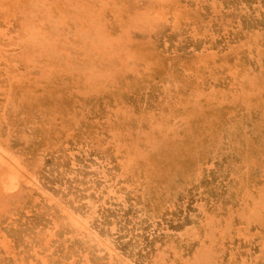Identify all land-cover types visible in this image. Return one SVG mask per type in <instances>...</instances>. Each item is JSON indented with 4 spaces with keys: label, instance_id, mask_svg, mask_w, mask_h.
<instances>
[{
    "label": "rangeland",
    "instance_id": "rangeland-1",
    "mask_svg": "<svg viewBox=\"0 0 264 264\" xmlns=\"http://www.w3.org/2000/svg\"><path fill=\"white\" fill-rule=\"evenodd\" d=\"M0 180V264H264V0H0Z\"/></svg>",
    "mask_w": 264,
    "mask_h": 264
},
{
    "label": "bare ground",
    "instance_id": "bare-ground-1",
    "mask_svg": "<svg viewBox=\"0 0 264 264\" xmlns=\"http://www.w3.org/2000/svg\"><path fill=\"white\" fill-rule=\"evenodd\" d=\"M232 129H233V128H232ZM234 130H235V129H234ZM229 131H230V130H229ZM230 132H231V131H230ZM10 170H11V169H10ZM3 171L5 172V170H3ZM1 174H2V172H1ZM1 177H3V174L1 175ZM9 178H11L12 181H14V179H13V178H14V175H11ZM1 181H3L4 183H1ZM0 183H1V185H3V184L6 185L8 182H5L4 180H0ZM10 184H11V183H8V186H9ZM4 185H3V186H4ZM8 186H7V187H8ZM4 187H6V186H4ZM4 189H5V188H4ZM39 202H40V201H38V203H39ZM25 203H26V202H25ZM27 203H28V202H27ZM29 203H31V202H29ZM19 204H20V203H19ZM40 204H41V203H40ZM40 204H38V205H40ZM16 205L18 206V204H16ZM46 205H47V204H46ZM13 206H14V205L11 206V209H12L11 211L15 210V209H13V208H14ZM28 206H29V205H28ZM44 206H45V205H44ZM12 207H13V208H12ZM19 207H20V206H18L17 208H19ZM21 207H22V206H21ZM17 208H16V210H17ZM20 210H21V209H19L18 211H20ZM40 211H41V210H40ZM44 211H45V210H43V212H44ZM22 212H23V209H22ZM41 212H42V211H41ZM13 213H14V212H13ZM18 213H19V212H18ZM24 213H25V212H24ZM42 214H44V213H42ZM43 216H44V215H43ZM61 216H62V215H61ZM38 217H39V216H38ZM6 218H9V217H6ZM5 220H7V219H5ZM42 221H43V220H42ZM36 222H37V221H36ZM18 223H21V222H18ZM24 223H25V222H24ZM28 223H29V222H28ZM41 223H42V222H41ZM16 224H17V223H16ZM21 224H22V223H21ZM32 224L34 225V223H32ZM43 224H46V223H43ZM13 225H14V224H13ZM22 225H24V224H22ZM28 225H29V224H28ZM3 226H4V225H3ZM18 226H19V225H18ZM36 226H38V224H37ZM24 227H25V226H24ZM29 227H30V226H28V228H29ZM31 227H32V226H31ZM34 227H35V226H34ZM34 227H32V228H30V229H34ZM6 228H7V227H6ZM13 228H14V227H13ZM20 228H21V226H20ZM26 228H27V226H26ZM36 228H37V227H36ZM74 228H75V227H74ZM17 229H18V228H17ZM23 229H24V228H22V230H23ZM68 229H69V228H68ZM4 230H5V227H4ZM7 230H8V229H7ZM19 230H20V229H19ZM34 230L36 231L37 229H34ZM34 230H33V231L31 230V231L34 232ZM69 230H70V229H69ZM74 230H76V229H74ZM74 230H73V231H74ZM42 231H44V230H42ZM7 232H8V231H7ZM9 232H10V230H9ZM9 232H8V233H9ZM26 232H29V230H28V231L26 230ZM40 232H41V231H40ZM71 232H72V231H71ZM22 233H23V232H22ZM30 233H31V232H30ZM34 233H35V232H34ZM43 233H45V232H43ZM69 233H70V232H69ZM83 233H84V232H83ZM10 234H11V233H10ZM81 234H82V233H81ZM84 234H85V233H84ZM7 235H8V234H7ZM15 235H16V234H15ZM15 235H14V236H15ZM25 235H26V234H25ZM47 235H48V234H47ZM61 235H63V234H61ZM85 235H87V234H85ZM2 236H3V235H2ZM9 236H11V235H9ZM17 236H18V235H17ZM19 236H20V235H19ZM29 236H30V235H29ZM31 236H33V235H31ZM15 237H16V236H15ZM21 237H24L23 234H21ZM61 237H62V236H60V238H61ZM70 237H72V236H70ZM81 237H82V236H81ZM25 238H26V237H25ZM45 238H46V237H45ZM51 238H52V237H51ZM75 238H76V239H77V238L80 239V237H75ZM75 238H74V239H75ZM17 239H18V238H17ZM17 239H15V240H17ZM22 239H23V238H22ZM22 239H21V240H22ZM27 239H28V238H27ZM36 239H37V238H36ZM39 239H40V238H39ZM41 239H42V238H41ZM52 239H53V238H52ZM76 239H75V240H76ZM12 240H13V239H12ZM43 240H44V239H43ZM49 240H50V238H49ZM63 240H64V239H63ZM65 240H67V239H65ZM70 240H71V239H70ZM75 240H74V241H75ZM19 241H20V240H19ZM19 241H16V242L18 243ZM23 241H25V240H23ZM34 241H35V238H34ZM37 241H39V240H37ZM51 241H53V240H51ZM51 241H48V242H51ZM56 241H57V240H56ZM56 241H53V242H56ZM59 241H60V240H59ZM59 241H58V242H59ZM67 241H68V240H67ZM71 241H72V240H71ZM43 242H44V241H43ZM60 242H61V241H60ZM76 242L78 243V242H80V241L77 240ZM76 242H73V241H72V244H73V243H76ZM26 243H27V242H25L24 244H26ZM33 243H34V242H33ZM35 243H37V242L35 241ZM39 243H41V242H39ZM45 243H46V242H45ZM56 243H57V242H56ZM68 243H71V242H68ZM80 243H81V242H80ZM80 243L78 244V246L80 245ZM96 243H97V242H96ZM96 243H94V244H96ZM22 244H23V243H22ZM58 244H62V243H58ZM58 244H56V245H58ZM104 244H105V243H104ZM17 245H19V243H18ZM26 245H27V244H26ZM54 245H55V244H54ZM63 245H65V244H63ZM63 245H62V247H63ZM81 245L83 246V243H82ZM92 245H93V244H92ZM20 246H22V245H20ZM45 246H47V245H45ZM69 246H70V244H69ZM41 247H42V246H41ZM43 247H44V246H43ZM55 247H58V246H55ZM60 247H61V246H60ZM71 247H73V246L71 245ZM75 247H76V246H74V248H75ZM80 247H81V246H80ZM45 248H46V247H45ZM58 248H59V247H58ZM63 248H64V247H63ZM69 248H70V247H69ZM74 248H72V249H74ZM93 248H94V247H93ZM103 248H104V247H103ZM21 249H22V248H21ZM27 249H29V248H27ZM50 249H51V248H50ZM56 249H57V248H55V250H56ZM64 249H65V248H64ZM72 249H70V251H71ZM75 249H76V248H75ZM79 249H80V248H79ZM79 249H78V250H79ZM90 249H92V248H90ZM95 249H96V248H95ZM104 249H105V248H104ZM38 250H39V249H38ZM58 250H59V249H58ZM76 250H77V249H76ZM76 250H75V251H76ZM86 250H87V249H86ZM92 250H93V249H92ZM106 250H107V249H106ZM24 251H28V250H24ZM41 251H42V250H41ZM48 251H49V250H48ZM53 251H54V250H53ZM68 251H69V250H68ZM68 251L65 252V253H68ZM70 251H69V252H70ZM38 252H40V251H38ZM43 252H44V251H43ZM43 252H41V253H43ZM56 252H58V251H56ZM71 252H72V251H71ZM76 252H77V251H76ZM104 252H105V251H104ZM49 253H51V252H49ZM54 253H55V252H54ZM60 253H61V252H60ZM65 253H63V254H65ZM73 253H74V251H73ZM77 253H78V252H77ZM89 253H90V252H89ZM94 253H95V252H94ZM98 253H100V252H98ZM55 254H57V253H55ZM63 254L58 255L57 258L60 257V256H63ZM78 254H79V253H78ZM78 254H76V256H77ZM95 254H96V253H95ZM66 255H67V254H66ZM66 255H64V256H66ZM70 255H71V254H70ZM79 255H81V254H79ZM89 255H90V254H89ZM64 256H63V257H64ZM68 256H69V254H68ZM90 256H91V255H90ZM96 256H98V255H96ZM96 256L94 257V259L97 258V260L101 257L100 255H99L100 257H96ZM70 257H73V256H70ZM79 257H82V256H79ZM57 258H55V259H57ZM64 258H65V257H64ZM68 258H69V257H68ZM77 258H78V257H77ZM77 258H76V260H80V259H81V258H79V259H77ZM91 258H93V257L91 256V257H90V260H91ZM101 258H102V257H101ZM66 260H67V259H66ZM83 260H84V259H83ZM95 260H96V259H95ZM97 260H96V261H97ZM51 261H52V260H51ZM58 261H59V260H58ZM58 261H56V262H58ZM60 261H62V258H61ZM60 261H59V262H60ZM54 262H55V261H54ZM67 262H69V261H67ZM67 262H65V263H67ZM92 262H93V260H92ZM105 262H107V261H105ZM105 262H103V263H105ZM110 262H111V261H110ZM110 262H109V263H110ZM88 263H89V262H88ZM94 263H97V262H94ZM67 264H68V263H67ZM69 264H70V263H69ZM105 264H106V263H105ZM107 264H108V263H107Z\"/></svg>",
    "mask_w": 264,
    "mask_h": 264
}]
</instances>
